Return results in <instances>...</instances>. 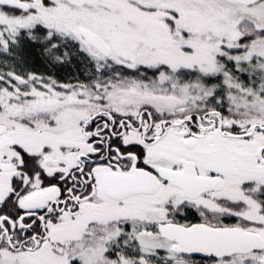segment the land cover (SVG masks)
Returning <instances> with one entry per match:
<instances>
[{
	"label": "snow or ice",
	"instance_id": "obj_1",
	"mask_svg": "<svg viewBox=\"0 0 264 264\" xmlns=\"http://www.w3.org/2000/svg\"><path fill=\"white\" fill-rule=\"evenodd\" d=\"M0 264H264V0H0Z\"/></svg>",
	"mask_w": 264,
	"mask_h": 264
}]
</instances>
